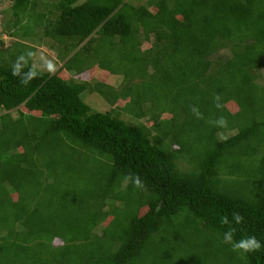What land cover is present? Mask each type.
<instances>
[{
    "label": "trees",
    "instance_id": "16d2710c",
    "mask_svg": "<svg viewBox=\"0 0 264 264\" xmlns=\"http://www.w3.org/2000/svg\"><path fill=\"white\" fill-rule=\"evenodd\" d=\"M143 1L57 0L62 63H0V264H264L222 242L264 245V0Z\"/></svg>",
    "mask_w": 264,
    "mask_h": 264
},
{
    "label": "rangeland",
    "instance_id": "374dc122",
    "mask_svg": "<svg viewBox=\"0 0 264 264\" xmlns=\"http://www.w3.org/2000/svg\"><path fill=\"white\" fill-rule=\"evenodd\" d=\"M41 1V3H33V1H30L27 4V8L24 12L21 13L20 17L23 18L22 21L18 22L17 26L14 27V24L12 23L14 19L13 18V10H12V1L11 0H0V41L3 42V47H6V50H3L1 47L0 42V63H12L14 61H17L19 58H23L25 62L28 61L30 55L32 54L31 63L33 66L38 68L41 71L50 72L47 68L48 62H51L54 65L53 69H56L58 65H60L62 62L56 63L59 59L54 53L53 46L55 49L61 48L63 43L54 41L55 39H49L43 37V22L39 18V13H46L47 9H51L54 7V4L57 0H38ZM131 3L133 0H129ZM54 2V3H53ZM143 2H146L144 0ZM51 7H50V5ZM53 18V17H51ZM12 29H17L16 32L13 33L11 36L8 34L9 31H12ZM34 46L35 50H33L32 47ZM220 54L223 55H229V51L227 49H223L219 51ZM217 52V54H219ZM14 55V56H13ZM115 58V56H113ZM57 58V60H56ZM116 61L114 60L113 63ZM130 63V62H128ZM134 63V62H133ZM115 68V64L113 65ZM122 65H117V68H120ZM125 69L132 70L133 71V65H125ZM53 71V70H51ZM70 73H72L70 71ZM261 82H264V68L261 69ZM117 80V81H116ZM114 85L116 86L118 82H120L119 79H116ZM109 81V80H108ZM113 84V82H112ZM84 99L87 101L90 106H92L95 110L98 111H107L110 108V105L107 104V102L99 96L96 93H86L84 94ZM229 109L231 111L236 110V106L229 104ZM1 113V110H0ZM165 117H169V114H165ZM144 121V120H143ZM179 164L181 166L185 165L184 161H179ZM4 185V184H3ZM2 185V186H3ZM57 243V241H55ZM146 264H149L147 261Z\"/></svg>",
    "mask_w": 264,
    "mask_h": 264
},
{
    "label": "clouds",
    "instance_id": "9594fccd",
    "mask_svg": "<svg viewBox=\"0 0 264 264\" xmlns=\"http://www.w3.org/2000/svg\"><path fill=\"white\" fill-rule=\"evenodd\" d=\"M28 55H32V54L29 53ZM47 68L49 71H51V70H53L54 65L51 62H48ZM13 74L16 75L17 73L14 71ZM21 82L26 84L28 81L22 80ZM226 123H227L226 120H224L223 118H221V120L219 121V124L221 126H226ZM140 183L141 182H140L139 178L137 177L135 179V184L139 186ZM244 220H245L244 216H242L239 212H233L232 213V221L235 224H237V225L243 224ZM222 223L223 224H229L230 223L227 215H225L223 217ZM234 232H235L234 228H229V230L223 234V241H222L223 243L231 244L233 251H242L243 253H248V252H258L262 248H264V245H262L261 242L254 235L244 237L239 241H235L234 240Z\"/></svg>",
    "mask_w": 264,
    "mask_h": 264
}]
</instances>
